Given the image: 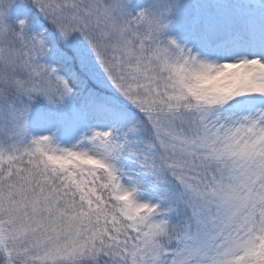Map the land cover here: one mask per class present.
<instances>
[{"label": "snow or ice", "instance_id": "snow-or-ice-1", "mask_svg": "<svg viewBox=\"0 0 264 264\" xmlns=\"http://www.w3.org/2000/svg\"><path fill=\"white\" fill-rule=\"evenodd\" d=\"M0 264H264V0H0Z\"/></svg>", "mask_w": 264, "mask_h": 264}]
</instances>
